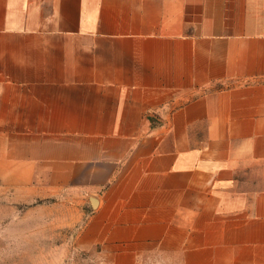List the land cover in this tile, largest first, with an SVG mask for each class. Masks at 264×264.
I'll return each instance as SVG.
<instances>
[{
	"label": "crops",
	"instance_id": "obj_1",
	"mask_svg": "<svg viewBox=\"0 0 264 264\" xmlns=\"http://www.w3.org/2000/svg\"><path fill=\"white\" fill-rule=\"evenodd\" d=\"M0 139L85 247L264 264V0H0Z\"/></svg>",
	"mask_w": 264,
	"mask_h": 264
},
{
	"label": "rangeland",
	"instance_id": "obj_2",
	"mask_svg": "<svg viewBox=\"0 0 264 264\" xmlns=\"http://www.w3.org/2000/svg\"><path fill=\"white\" fill-rule=\"evenodd\" d=\"M5 149L0 139V264H180L179 252L167 245L145 246L135 258L132 243L119 237L83 246L84 237L76 236L85 215L76 221L68 194L52 193L66 178L52 166L7 160Z\"/></svg>",
	"mask_w": 264,
	"mask_h": 264
}]
</instances>
